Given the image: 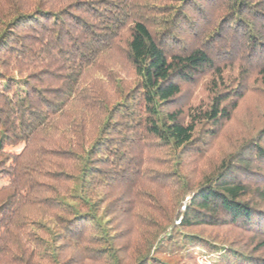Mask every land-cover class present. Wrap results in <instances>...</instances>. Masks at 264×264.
Masks as SVG:
<instances>
[{
  "label": "trees",
  "instance_id": "1",
  "mask_svg": "<svg viewBox=\"0 0 264 264\" xmlns=\"http://www.w3.org/2000/svg\"><path fill=\"white\" fill-rule=\"evenodd\" d=\"M257 86L264 0H0V264H264Z\"/></svg>",
  "mask_w": 264,
  "mask_h": 264
},
{
  "label": "rangeland",
  "instance_id": "2",
  "mask_svg": "<svg viewBox=\"0 0 264 264\" xmlns=\"http://www.w3.org/2000/svg\"><path fill=\"white\" fill-rule=\"evenodd\" d=\"M256 88H258V86ZM259 111H261V113ZM263 113L264 89H254L253 91L249 92L241 102L240 109L238 111V117L229 124L228 128L225 131V134L227 133L232 135V138H240V134L243 131L247 132L250 131V129H253L252 127H254V125L257 123L259 116L264 117ZM247 124H249V126H247ZM222 142L223 139H221V141L219 139L217 140V149L221 146ZM201 259L203 258L201 257Z\"/></svg>",
  "mask_w": 264,
  "mask_h": 264
}]
</instances>
